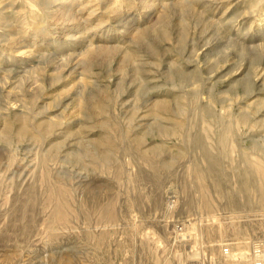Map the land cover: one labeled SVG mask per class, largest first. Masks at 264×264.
Segmentation results:
<instances>
[{
    "label": "rangeland",
    "instance_id": "rangeland-1",
    "mask_svg": "<svg viewBox=\"0 0 264 264\" xmlns=\"http://www.w3.org/2000/svg\"><path fill=\"white\" fill-rule=\"evenodd\" d=\"M37 2L0 0V264L264 241V0Z\"/></svg>",
    "mask_w": 264,
    "mask_h": 264
},
{
    "label": "bare ground",
    "instance_id": "bare-ground-1",
    "mask_svg": "<svg viewBox=\"0 0 264 264\" xmlns=\"http://www.w3.org/2000/svg\"><path fill=\"white\" fill-rule=\"evenodd\" d=\"M23 2H25V5L27 4L29 7H30V10L33 12V10L35 9L34 6L36 5L37 0H22ZM61 1V0H60ZM70 1V0H68ZM128 1V0H127ZM67 2V0H66ZM65 2V4H66ZM130 2V1H129ZM132 2V1H131ZM135 3V2H134ZM144 3V2H143ZM67 4H69V2H67ZM109 4V3H108ZM26 5V6H27ZM55 7V6H54ZM105 8V7H104ZM48 10H51V9H48ZM43 11V10H42ZM45 11V10H44ZM50 12V11H49ZM48 12V13H49ZM92 12V11H91ZM107 12V11H106ZM44 13H47L46 11ZM93 13V12H92ZM43 15V14H42ZM45 15V14H44ZM48 16V14H46ZM91 15V14H90ZM105 15V14H103ZM107 15V14H106ZM32 17H35L32 16ZM31 19H34L35 18H32ZM114 17V16H113ZM37 18V17H36ZM45 18V17H44ZM3 19V18H2ZM26 19V18H24ZM30 21L32 22L33 20ZM40 19V18H39ZM4 20V19H3ZM2 20V21H3ZM29 20V19H28ZM37 20V19H36ZM1 21V22H2ZM25 21V20H24ZM88 21V20H87ZM110 21V20H109ZM26 22V21H25ZM4 23V21H3ZM2 23V24H3ZM24 23V22H23ZM34 23V21H33ZM41 23V22H40ZM31 24V23H30ZM89 24V23H88ZM129 24V23H128ZM4 25V24H3ZM32 25V24H31ZM30 25V27H32ZM38 25V24H34V27ZM23 27V26H22ZM76 27V26H75ZM27 28V27H26ZM17 29V28H16ZM30 29V28H29ZM32 29V28H31ZM8 31V30H7ZM18 31V30H17ZM43 31V30H42ZM107 33V32H106ZM63 34V33H62ZM8 35V34H7ZM71 35V34H70ZM56 36V35H55ZM70 38V37H69ZM87 38V37H86ZM78 40V39H76ZM11 41V40H10ZM90 41V40H89ZM7 53V52H6ZM7 55V54H6ZM195 96V95H194ZM256 143V142H255ZM258 145V144H257ZM261 146V145H260ZM258 147V146H257ZM259 150V149H257ZM262 151L263 150V147H262ZM248 183V182H247ZM223 202V201H222ZM258 203L262 206H264V199H259ZM219 207V205H217ZM261 212V211H260ZM216 216L212 215L211 216V219H213L212 221L215 222V219ZM208 220V219H207ZM208 223V222H207ZM195 228V225L192 224L191 225V229H194ZM190 236H191V233L190 232H185V233H181L179 235V239L180 240H187V239H190ZM194 238V237H193ZM180 242V241H178ZM236 247H235V250L234 251H230L228 250L227 254H225L224 256V262L226 264H253L255 262H262L264 263V241H254L252 242V251L250 250V245H248L246 242H244L243 244L237 242L235 243ZM196 253H193L192 256H195ZM196 258V257H195Z\"/></svg>",
    "mask_w": 264,
    "mask_h": 264
},
{
    "label": "built area",
    "instance_id": "built-area-1",
    "mask_svg": "<svg viewBox=\"0 0 264 264\" xmlns=\"http://www.w3.org/2000/svg\"><path fill=\"white\" fill-rule=\"evenodd\" d=\"M223 251L227 254L228 249L225 248ZM253 264H264V263L258 261V262H255V263H253Z\"/></svg>",
    "mask_w": 264,
    "mask_h": 264
}]
</instances>
